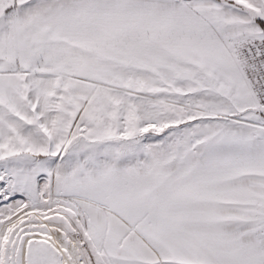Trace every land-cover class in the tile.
I'll list each match as a JSON object with an SVG mask.
<instances>
[{
	"label": "snow or ice",
	"instance_id": "6c2138e0",
	"mask_svg": "<svg viewBox=\"0 0 264 264\" xmlns=\"http://www.w3.org/2000/svg\"><path fill=\"white\" fill-rule=\"evenodd\" d=\"M0 264H264V0H0Z\"/></svg>",
	"mask_w": 264,
	"mask_h": 264
}]
</instances>
